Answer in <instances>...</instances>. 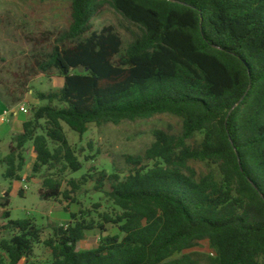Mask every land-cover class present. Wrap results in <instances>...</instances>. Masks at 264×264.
<instances>
[{
	"label": "trees",
	"instance_id": "1",
	"mask_svg": "<svg viewBox=\"0 0 264 264\" xmlns=\"http://www.w3.org/2000/svg\"><path fill=\"white\" fill-rule=\"evenodd\" d=\"M107 5L139 30L127 47L113 27L93 30ZM39 67L64 85L37 93L45 104L13 138L4 177L24 179L31 143L43 200L70 212L92 181L119 213L98 223L71 213L43 240L32 219L5 211L0 264H197L177 256L203 240L216 252L209 264H264V0H72L70 27ZM155 114L180 118L182 133L156 130L143 155L127 157L124 178L93 167L66 182L84 166L64 125L84 136L91 124ZM191 161L212 169L198 176ZM110 224L119 234L106 235ZM94 230L96 247L80 249ZM40 245L50 262L33 260Z\"/></svg>",
	"mask_w": 264,
	"mask_h": 264
},
{
	"label": "rangeland",
	"instance_id": "2",
	"mask_svg": "<svg viewBox=\"0 0 264 264\" xmlns=\"http://www.w3.org/2000/svg\"><path fill=\"white\" fill-rule=\"evenodd\" d=\"M71 2L72 0H0V119L9 111L17 113L9 118V122L0 121V225L8 222L3 219L5 211L11 213V220L32 219L43 230V240L52 236L53 226H66L72 222L71 213L77 219L94 223L101 222L103 214L115 216L119 213L116 205L97 191L92 181L82 186L75 195L77 202L70 207V212L64 209L67 202L62 204L43 200L40 196L42 175L31 178L37 158L31 143L26 146L27 164L21 173L24 179L10 181L4 177L7 166L2 160L9 154L13 138L22 132L23 123L32 116V109L45 104L37 99V93L55 91L64 85V79L57 71L43 73L39 66L48 60L54 46L59 44V39L69 29ZM92 26L94 31L113 27L124 47L132 41L133 34L139 31L109 5L94 19ZM23 106L28 109L27 114L19 111ZM64 128L84 166L78 173L67 172V182L70 179L82 180L85 175L103 170L109 174H120L124 178L130 169L126 162L128 156L143 155L155 141L156 130L180 135L183 122L171 114H155L135 121L126 120L120 124H91L84 136L78 135L66 125ZM201 138L202 135L199 134L189 144L196 146ZM188 165L198 176L207 175L212 169L209 165L196 161H191ZM93 167L96 168L94 172L91 171ZM4 204L8 206L5 207ZM107 229L106 235L113 236L120 232L112 224ZM99 238L98 230L88 232L80 249L96 247ZM182 255H189L197 264H209L216 257V252L208 240H203L177 257ZM50 258L43 245L36 248L34 261L47 263Z\"/></svg>",
	"mask_w": 264,
	"mask_h": 264
},
{
	"label": "built area",
	"instance_id": "3",
	"mask_svg": "<svg viewBox=\"0 0 264 264\" xmlns=\"http://www.w3.org/2000/svg\"><path fill=\"white\" fill-rule=\"evenodd\" d=\"M20 112H23V113H25V114H27L28 113V109L26 108V107H20V110H19ZM13 114H15L14 112H12V111H9V112H7V113H5V116H3L1 119H0V121H1V123H6V122H9V118L13 115Z\"/></svg>",
	"mask_w": 264,
	"mask_h": 264
},
{
	"label": "water",
	"instance_id": "4",
	"mask_svg": "<svg viewBox=\"0 0 264 264\" xmlns=\"http://www.w3.org/2000/svg\"><path fill=\"white\" fill-rule=\"evenodd\" d=\"M79 71H80V72H83V71H84L83 66H80V67H79Z\"/></svg>",
	"mask_w": 264,
	"mask_h": 264
},
{
	"label": "crops",
	"instance_id": "5",
	"mask_svg": "<svg viewBox=\"0 0 264 264\" xmlns=\"http://www.w3.org/2000/svg\"><path fill=\"white\" fill-rule=\"evenodd\" d=\"M17 114V113H16ZM16 114H14V115H16ZM1 125V124H0Z\"/></svg>",
	"mask_w": 264,
	"mask_h": 264
}]
</instances>
